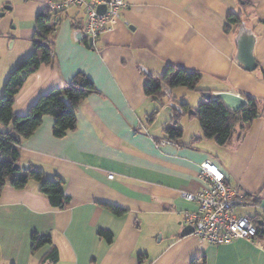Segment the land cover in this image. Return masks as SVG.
<instances>
[{
	"label": "crops",
	"instance_id": "obj_1",
	"mask_svg": "<svg viewBox=\"0 0 264 264\" xmlns=\"http://www.w3.org/2000/svg\"><path fill=\"white\" fill-rule=\"evenodd\" d=\"M49 1L0 0V11L12 6L0 15V51L12 39L16 49L7 71L32 51L37 14ZM249 1L252 5L243 9L241 0H128L112 28L93 45L83 41L84 31L81 40L74 35L72 21L85 23L84 8L71 5L60 12L54 63L29 75L13 110L25 113L40 95L67 86L79 72L94 81L97 91L78 106L75 129L57 137L54 117L45 115L21 145V162L39 167L47 177L65 178L64 192L71 202L64 209L53 206L36 181L22 189L5 185L0 195V264H191L194 259L198 264H264V236L212 244L193 233L181 235L185 213L197 209L181 191L202 189L201 163L207 159L225 171L232 187L255 195L258 201L239 205L237 212L257 216L264 226V109L244 136L228 145L195 140L202 130L196 125L193 134L188 132L182 119L196 118L188 115L180 119L183 137L171 141L163 128L173 111L169 114L145 93L148 75L159 77L173 63L202 73L201 90L194 91L246 92L264 100V0ZM240 10L258 36L254 70L235 61L237 29H224L227 15ZM175 89L164 97L165 105L187 102L195 108L206 100L197 105L179 100ZM104 203L128 212L116 215ZM245 206L253 213L240 212ZM100 229L113 233L112 242L99 235ZM35 232L51 236L57 261L45 259L50 245L32 252ZM166 236L165 245L152 247V240Z\"/></svg>",
	"mask_w": 264,
	"mask_h": 264
},
{
	"label": "trees",
	"instance_id": "obj_2",
	"mask_svg": "<svg viewBox=\"0 0 264 264\" xmlns=\"http://www.w3.org/2000/svg\"><path fill=\"white\" fill-rule=\"evenodd\" d=\"M243 9L252 5L249 0H241ZM65 9L55 10L45 5L37 14L36 29L32 37V51L15 66L5 81L0 95V195L5 185H11L16 189L27 187L30 181H36L39 191L47 197L53 206L64 209L69 206L71 197L64 192L65 178L56 175L47 177L39 167L30 164L27 170L16 167L21 162V145L25 138L29 137L41 125L45 115L54 117L53 133L57 137L64 136L68 131L77 126V108L91 93L97 91L94 81L84 72L77 73L69 84L63 88H53L43 93L23 114H16L13 110L15 96L20 91L26 79L41 65L54 63L53 35L56 27L61 22L60 12ZM243 11L231 12L227 15L225 31L234 32L243 21ZM264 24V20H261ZM76 30H82V21H72ZM83 41L88 45V36L84 35ZM202 73L190 70L182 66L170 63L164 73L159 77L148 75L145 84V93L149 97L158 96L162 100L166 96L163 84H167L172 90L177 87H185L190 90L199 89ZM247 99V104L237 111L231 110L222 99H208L200 102L197 107H191L187 102L173 104V117L164 128V136L171 141H179L183 137V127L180 119L183 116L196 117L200 121L202 138L214 139L220 145L232 143L235 137L241 139L252 122L263 115L264 100L246 92H240ZM175 101V100H174ZM155 110L150 120L156 115ZM237 128H239L237 132ZM255 195L246 194L247 201H255ZM258 201V199L256 200ZM255 201V202H256ZM104 206L116 215H124L127 208L115 204L104 203ZM257 226L255 238L264 236V226L259 223L257 216L248 215ZM99 235L112 242L113 233L107 229H100ZM51 248L45 255V259L57 261L58 248L53 244L50 235L40 233L32 234V252H36L43 246ZM1 256V247H0ZM144 256L139 260L143 263ZM191 264H198L194 259Z\"/></svg>",
	"mask_w": 264,
	"mask_h": 264
},
{
	"label": "built area",
	"instance_id": "obj_3",
	"mask_svg": "<svg viewBox=\"0 0 264 264\" xmlns=\"http://www.w3.org/2000/svg\"><path fill=\"white\" fill-rule=\"evenodd\" d=\"M128 4V0H51L48 3L55 10L71 5L83 7L86 13L83 31L93 40L112 28ZM100 5L106 6L103 12L98 10ZM200 176L204 182L201 190L181 191L182 196L197 205L195 211L185 213L186 224L192 225V233L197 239L212 244L234 239L255 240L256 224L248 215L237 212L239 205L248 202L246 193L232 187L225 171L210 159L201 163Z\"/></svg>",
	"mask_w": 264,
	"mask_h": 264
},
{
	"label": "water",
	"instance_id": "obj_4",
	"mask_svg": "<svg viewBox=\"0 0 264 264\" xmlns=\"http://www.w3.org/2000/svg\"><path fill=\"white\" fill-rule=\"evenodd\" d=\"M12 9L11 5H5L4 10L0 11V15H4L6 10ZM106 9L105 5H100L98 7V10L100 12H103ZM75 39L81 40L83 38V31L77 30L74 32ZM258 36L255 33V31L249 27L246 22L243 20L240 24V26L237 29L236 35H235V42L237 44V51L235 54V61L242 66L243 68L247 70H254L257 68L258 63L255 57V46L257 43ZM11 43H13V39L10 40ZM93 38H89L90 45H93ZM142 70L146 73H148L147 69L141 65L140 66ZM163 88L165 90V93L168 97L172 95V89L167 85L163 84ZM204 97L206 100L208 99H222L224 103L233 111H237L243 106L247 104V99L243 97L241 94L232 92V91H204L203 92ZM154 99L164 107V110L172 114V108L173 105H165L163 100L159 98L158 96H154ZM16 167H20L23 170H27L30 165L29 163L22 162L20 164H17ZM193 232V227L190 224H187L183 231L181 232V235H187Z\"/></svg>",
	"mask_w": 264,
	"mask_h": 264
},
{
	"label": "rangeland",
	"instance_id": "obj_5",
	"mask_svg": "<svg viewBox=\"0 0 264 264\" xmlns=\"http://www.w3.org/2000/svg\"><path fill=\"white\" fill-rule=\"evenodd\" d=\"M1 18H4V17L3 16L0 17V21H1ZM15 51H16V49L13 50L11 47V42H9V44L7 45V47L4 50L0 51V90H1V88L4 87L5 81L11 72V71H7V69H6L7 65H8L9 55H11ZM5 69L7 71L6 74H5ZM199 85L202 86L203 84L200 83ZM174 94L178 97L179 100H186V101L191 102L194 105H197L199 102L198 100H201L204 97V94H202L201 92L190 90V89H187L185 87L176 88L174 91ZM181 123H187V129H188V132L190 134H193V132H195V130L198 126L201 127L200 121L198 118L190 119V118L186 117V118L182 119ZM196 125H198V126L196 127ZM154 129H156V126H154ZM253 210L254 209L252 207H248V206L240 208V212L242 211L243 213H247V214H252ZM159 237H157L151 241L152 247L155 249H158V248L162 247L163 245H165V243L169 239V237L166 236V237H164L163 241H159Z\"/></svg>",
	"mask_w": 264,
	"mask_h": 264
}]
</instances>
